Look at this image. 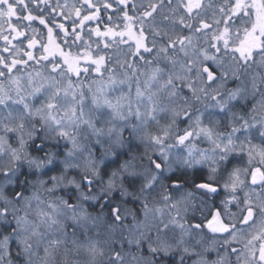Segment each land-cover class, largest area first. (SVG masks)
I'll return each mask as SVG.
<instances>
[{"label": "snow or ice", "instance_id": "6c2138e0", "mask_svg": "<svg viewBox=\"0 0 264 264\" xmlns=\"http://www.w3.org/2000/svg\"><path fill=\"white\" fill-rule=\"evenodd\" d=\"M0 264H264V0H0Z\"/></svg>", "mask_w": 264, "mask_h": 264}]
</instances>
